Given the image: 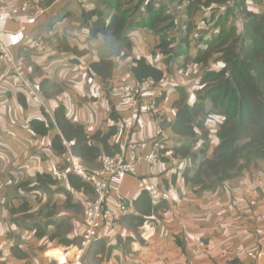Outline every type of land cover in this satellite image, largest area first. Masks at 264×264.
<instances>
[{"label":"crops","instance_id":"obj_1","mask_svg":"<svg viewBox=\"0 0 264 264\" xmlns=\"http://www.w3.org/2000/svg\"><path fill=\"white\" fill-rule=\"evenodd\" d=\"M4 2L6 7H15L20 1ZM64 2L54 1L44 13H39L35 6L29 13H22L19 19L1 16L0 39L11 55L25 59L26 74L34 86L38 87L43 78H50L62 89L57 97L44 99L50 118H54V107L63 102L74 122L86 123L90 132L106 130L111 113L116 111L125 121L133 105L114 96L108 90L109 85L91 69L90 63L104 57L113 59L116 67L108 79L110 85L133 82L136 80L131 72L134 58L146 56L155 64L164 63L162 68L166 70L164 57L151 54L159 38L147 27L126 29L131 46L109 34L90 37L81 21L82 5ZM250 7L262 10V5L256 2L250 1ZM196 17L198 24L201 13ZM56 34L67 37L87 53L73 60L76 56L72 52L59 49ZM26 35L42 40L43 44L28 48L24 42ZM174 65L171 73L166 72L165 78L169 81L165 84L166 96L158 100L169 122L177 114L175 102L181 95L177 88L184 87L190 101H194L195 83L204 72L196 64L185 70L177 63ZM22 90L21 82L0 57V264H67L75 246L66 250L58 240H49V235L38 238L30 225L48 222L49 232L60 226L65 237L82 236L83 209L76 205L83 204L90 195L87 197L69 186L65 175L71 171L69 164L50 147V138L34 135L28 120L42 116V111ZM157 126L158 122L145 114L134 129L132 138L142 151L151 149L150 141ZM210 128L215 134L217 121ZM56 131L57 128L53 129L52 135ZM165 136L167 146L174 147L177 140L170 126ZM170 165L178 166L175 162ZM164 170L162 163L154 167L144 161L136 176H127L123 181L122 191L134 199L141 192L140 176L149 175L162 187L165 185L160 182L164 184L163 179H169L171 198L165 212L137 228L125 224L122 219L117 224H108L110 218L107 216L99 239L105 238L113 250L109 257L101 256L100 264H264V239L261 237L264 160L250 164L241 175L227 181L229 190L221 184L198 191L197 187L186 184L182 176L171 183L172 173H162ZM43 172L57 175L59 182L51 187L32 188L37 174ZM59 185L70 191L69 197L56 189ZM24 201L32 207L28 211L32 216L14 210ZM130 212L135 213V208ZM199 239L205 241V246L199 245ZM8 251L11 253L7 255ZM61 252L67 255L66 259H57V263L53 259Z\"/></svg>","mask_w":264,"mask_h":264},{"label":"trees","instance_id":"obj_2","mask_svg":"<svg viewBox=\"0 0 264 264\" xmlns=\"http://www.w3.org/2000/svg\"><path fill=\"white\" fill-rule=\"evenodd\" d=\"M54 1L32 0L33 8L37 6V11L40 7L50 8ZM250 1L261 4L262 10L252 9ZM179 2L184 4V9L176 21L173 13L163 8L165 4H156V0H139L133 9L125 8L124 0H94L93 5V0H89L81 4V21L88 28L90 37L109 34L128 46H131L125 33L128 27L152 29L159 41L151 54L163 56L169 72L174 63L181 70L196 64L204 71L195 83L194 101H190L184 87L177 88L181 94L175 102L177 114L169 122L177 143L174 147L166 144L161 149L160 159L165 167L162 173H172L171 183L182 176L186 184L197 187L198 191L213 189L221 184L229 190L227 181L241 175L250 164L264 160V0ZM199 13L202 17L197 24L196 16ZM55 36L59 49L76 56L73 60L87 53L86 49H80L67 37ZM90 66L101 76L104 84L109 85L110 92L119 83L110 85L108 81L116 67L113 59L104 57L92 61ZM131 72L137 81L150 78L157 82L166 77L167 71L146 56H140L134 58ZM34 87L43 99L57 97L62 92L57 82L50 78H43L38 87ZM40 109L42 116H33L28 122L35 136L50 138V147L56 154L64 156L71 150L89 170H93L102 165L103 155L120 149L114 137L122 130L124 121L115 110L107 121L106 130L90 132L86 123L72 120L63 102L54 107V118H50L45 106L40 105ZM216 121L218 129L213 134L210 125L214 127ZM55 128L58 131L52 135L51 131ZM171 162L178 166H171ZM65 175L72 189L86 196L94 194L91 183L79 175L72 171ZM59 180L52 173H38L32 188L51 187ZM163 182L160 184L169 191V179H163ZM56 189L64 191L69 197L70 191L65 186L59 185ZM167 201L164 197L153 196L148 189H141L134 198L135 213H127L121 219L135 228L144 226L152 217L165 212ZM76 206L84 210L82 203ZM31 208L24 201L14 210L19 209L26 216H32V213H28ZM48 224L45 222L43 226L35 222L30 227L36 237L49 235V240H58L66 250L80 243L81 235L65 237L60 226L56 231L49 232ZM112 250L113 246L107 245L105 238L97 239L86 250L83 260L90 255L99 260L92 264H100L101 256L109 257ZM10 253L8 251L7 255ZM15 254L18 255L19 251Z\"/></svg>","mask_w":264,"mask_h":264},{"label":"built area","instance_id":"obj_3","mask_svg":"<svg viewBox=\"0 0 264 264\" xmlns=\"http://www.w3.org/2000/svg\"><path fill=\"white\" fill-rule=\"evenodd\" d=\"M5 0H0V17L19 19L22 13H29L33 8L32 0H19L15 7H6ZM81 4L89 0H74ZM44 7L38 12L44 13ZM28 48L41 46L43 41L28 35L24 39ZM0 57L10 66L11 72L16 75L25 91L32 101L37 105L45 104L43 97L33 86L26 74L25 59L15 58L9 53L5 44L0 39ZM167 79L162 78L155 82L150 78L141 81L119 82L112 87L111 93L121 101L133 105L130 115L125 119L122 130L115 135L114 141L118 142L120 149L112 154L102 157V165L99 168L89 170L82 159L68 150L64 155L70 170L79 175L94 187V194L84 202V231L81 241L75 245L73 259H67V264H84V254L89 246L100 238L102 228L106 224V217L110 218L108 224H117L122 216L130 213L134 207V199L123 192L121 185L127 176H136L138 167L144 161H148L156 167L161 163V149L166 147V128L169 121L163 111L159 108L158 100L166 93L165 84ZM149 115L158 126L151 139V149L142 151L141 146L133 140V131L138 126L143 115ZM153 177L142 175L139 177V188L148 189L155 197L170 199V193L165 187L160 186ZM105 221V222H104ZM261 237L264 239V226ZM199 245L205 246V241L199 239Z\"/></svg>","mask_w":264,"mask_h":264},{"label":"rangeland","instance_id":"obj_4","mask_svg":"<svg viewBox=\"0 0 264 264\" xmlns=\"http://www.w3.org/2000/svg\"><path fill=\"white\" fill-rule=\"evenodd\" d=\"M66 2L68 1V0H65ZM125 2H126V4H125V8H129V9H133V7L137 4V2L139 1V0H124ZM146 1H148V0H145V2ZM66 2H64V3H66ZM73 2H75V1H73ZM160 2H162L163 4H165L164 5V7L163 8H167V10L169 11V12H171V13H173V15L175 16V20L176 21H178L180 18L179 17H181L182 16V14H183V9H184V4H181L180 2H179V0H156V4H159ZM68 3V2H67ZM66 3V4H67ZM79 4H81V3H79ZM94 4V0H93V3L91 4V5H93ZM108 11V10H107ZM199 32L197 31V35L199 36ZM160 66L161 67H164V63L163 64H160ZM211 66H212V63H211ZM171 71H173L174 69H175V65L174 64H172L171 66ZM166 71H168L167 70V66H166ZM169 72V71H168ZM195 72V75H194V77H196V71H193V73ZM171 73V72H170ZM190 75V74H189ZM188 75V76H189ZM121 82H127V81H121ZM167 82H169L168 80H167ZM24 93H26L25 91H23ZM115 96V95H114ZM119 99V98H118ZM120 100V99H119ZM121 101V100H120ZM33 102V101H32ZM121 102H123V101H121ZM34 103V102H33ZM40 106V105H39ZM64 160H65V157H64ZM65 163H67L66 161H65ZM68 164V163H67ZM92 196H89V198H91ZM83 207H84V203H83ZM74 254V251H72L71 253H70V255H69V257H68V259H73L74 258V256H72ZM87 254V253H86ZM57 256L58 255H56V259H53L54 261H56L57 263L59 262V260L57 261V259H59V258H57ZM52 257H54L55 258V256H53L52 255ZM86 260H87V262H86V264H92V263H97V262H99V260L98 259H96V258H94V257H92V256H90V255H87L86 256ZM86 260H84V262L86 261ZM59 264V263H58Z\"/></svg>","mask_w":264,"mask_h":264},{"label":"bare ground","instance_id":"obj_5","mask_svg":"<svg viewBox=\"0 0 264 264\" xmlns=\"http://www.w3.org/2000/svg\"><path fill=\"white\" fill-rule=\"evenodd\" d=\"M66 256L67 255H65V253L61 252V253L58 254L57 258L62 259V260H65L66 259Z\"/></svg>","mask_w":264,"mask_h":264}]
</instances>
